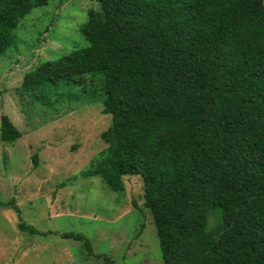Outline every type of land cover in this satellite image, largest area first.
<instances>
[{
	"label": "trees",
	"instance_id": "1",
	"mask_svg": "<svg viewBox=\"0 0 264 264\" xmlns=\"http://www.w3.org/2000/svg\"><path fill=\"white\" fill-rule=\"evenodd\" d=\"M50 1L0 0V55ZM96 1L88 46L20 88L48 106L102 105L105 148L74 178L124 194V177L139 176L164 264H264V0ZM0 124L3 143L21 138L7 116ZM0 207L21 213L14 200ZM62 237L93 255L82 235Z\"/></svg>",
	"mask_w": 264,
	"mask_h": 264
},
{
	"label": "rangeland",
	"instance_id": "2",
	"mask_svg": "<svg viewBox=\"0 0 264 264\" xmlns=\"http://www.w3.org/2000/svg\"><path fill=\"white\" fill-rule=\"evenodd\" d=\"M98 8L96 0H51L20 20L0 55V122L7 116L22 134L13 144L0 139V202L21 211L0 207V264H164L139 176L124 177V194L99 177L74 178L105 148L102 105L62 97L48 106L20 90L28 72L88 46L81 27ZM68 233L88 240L93 255Z\"/></svg>",
	"mask_w": 264,
	"mask_h": 264
}]
</instances>
